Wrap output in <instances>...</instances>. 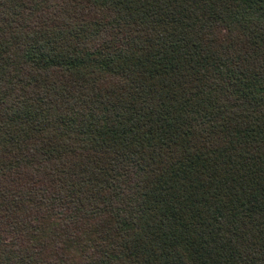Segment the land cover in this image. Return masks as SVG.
Instances as JSON below:
<instances>
[{"label": "trees", "instance_id": "obj_1", "mask_svg": "<svg viewBox=\"0 0 264 264\" xmlns=\"http://www.w3.org/2000/svg\"><path fill=\"white\" fill-rule=\"evenodd\" d=\"M0 264H264V0H0Z\"/></svg>", "mask_w": 264, "mask_h": 264}]
</instances>
